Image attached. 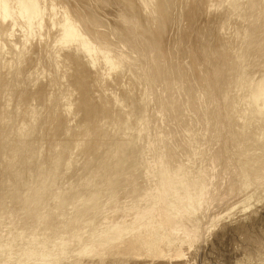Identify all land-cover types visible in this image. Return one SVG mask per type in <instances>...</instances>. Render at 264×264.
I'll return each instance as SVG.
<instances>
[{
	"label": "bare ground",
	"instance_id": "1",
	"mask_svg": "<svg viewBox=\"0 0 264 264\" xmlns=\"http://www.w3.org/2000/svg\"><path fill=\"white\" fill-rule=\"evenodd\" d=\"M16 1L21 19H15L17 12L11 5L13 0H0V17H8L10 20L7 22L11 21L13 25L20 23L23 30L21 33L28 29V36L23 33L25 37H21L22 45H28L38 54V58L32 60L33 64L46 63L50 70L48 69L45 78L35 83L33 81L34 87H25L31 91L29 95L44 93L45 103L40 104L44 109H38L35 105L30 110L22 109L12 101L19 87L17 84H28L25 79L19 77L20 71L28 74L20 62L24 50H20L19 54L16 52L19 59L17 58L15 63V60L12 61L11 71L9 69V72L5 71L3 74L0 72V86L6 89L0 91V97L3 99L0 104V128L3 129L0 130L3 132H0V154L6 157L7 164L10 162V156L16 154V161L12 165L20 168V172L21 168H25L22 171L26 173L23 180L18 179V185L23 188L20 186L21 190L17 194L10 193V204L9 201L7 203L0 200V212H10L12 215L8 220L10 222L5 224L4 216L0 214V264H187L188 259L185 257L201 242L202 228L208 233L221 221H229L235 216L242 218L248 213L247 209L255 205L254 197L258 196L260 201L264 200V0H200L199 4L194 0L202 17L197 11H191L189 19L200 15L201 21L204 20L203 23L199 21L202 25L198 23L199 25L195 26L197 33H216V24L221 26L219 33H225L230 25L231 29L232 26H238L234 28V37L229 39V43L234 42L235 46L234 49L232 46L230 48L232 58L226 61L229 63L228 67L226 69L223 66L221 73L213 67H207L202 60L194 58L191 48L189 49L190 45L184 42L187 37L192 39L193 36H190L192 31L190 33V28L184 23L187 19L181 16H184L183 11L189 9L193 0H166L160 7H157L159 3H156V0H117L119 5L115 2L116 8L109 3L110 0H75L74 3L78 5L76 8L79 10L81 7L82 13L83 10L86 13L92 11L94 6L96 10L103 9L102 16L96 14L97 12L92 14L93 17L95 14L96 19L92 18L96 21H92L93 24H98L97 27L102 30L105 29L100 35L108 41H102L103 43L93 38L96 36L87 37L84 24L82 26L81 22L79 24V21H73L72 14L70 16L67 12L68 3L72 4V0ZM73 5H70V9H73ZM48 6L54 13L56 9L59 15L57 24L52 25V28L57 27L56 32L51 30L53 35L39 32L43 27L40 28V20L37 18H41ZM193 7H190V10ZM49 10L50 8L47 11ZM187 13L185 12L186 15ZM35 14L38 24L33 26L29 21L31 16L34 19ZM44 15L46 17V14ZM90 19L88 20L91 21ZM5 21L3 22L6 23ZM32 22L35 23L33 20ZM210 22H214L213 27ZM68 28L71 29L66 32ZM62 29L67 33L69 41L64 37L65 32V39L60 38L59 31ZM218 36L223 41L224 37L221 34ZM212 38L215 39L216 36ZM110 39L122 44L119 50L117 43L114 48L113 44L109 46ZM203 40L198 43L209 47L210 42ZM66 41L69 42L67 45ZM2 47L5 49L4 45ZM223 49L226 51V48ZM201 50L202 55L207 56V48ZM50 52L52 54L48 57ZM197 53L200 54L198 51ZM220 53L224 55L223 52ZM209 61L215 64L212 57L207 58V63ZM97 66L101 68L96 69ZM251 66L257 71V77L255 81L252 78L251 82H254L249 83L247 74ZM61 78L64 82H60ZM27 80H30V77ZM213 81L217 83V89L219 84L223 87L222 89L220 86V90H223L219 96L221 98L216 99L223 102L226 121L222 120L223 116L218 119L220 116L218 117L217 111L214 112L215 105L211 99L215 92L219 91ZM108 82L117 83L114 86L116 89H111ZM54 89L63 93L58 100V97H51L53 94L50 93ZM89 97L95 100L92 103L95 108H92L94 116L91 130H88L90 124H79L81 127L74 124L71 133L69 132L74 136H71L73 143L68 140L69 133L67 140L71 143L70 152L87 147L86 143L93 141L96 146L93 155L89 154L92 153L89 144V151L85 148L88 152L84 154V149L81 151L85 160L90 161L87 160L88 163L82 166L79 164L82 159L75 161L77 151L73 154L68 148L62 162L56 160V163L43 164L45 169L43 173L40 172L36 161L42 150L40 144L38 145L41 138L37 131L39 123L42 122L41 117L44 115L42 118L47 120L49 132L57 125V121H54V118L57 120L56 114L58 116L60 113H66L71 117L73 112L79 115L82 113L83 118H86L90 113L84 105L90 103L92 98ZM24 100L22 99L23 102ZM217 102L216 100L215 103ZM242 103H247L246 107H250L247 111L244 110V113V108L242 111L238 109ZM14 106L19 109L15 110ZM83 107L87 109L84 110ZM13 110L16 117L22 119L20 125L12 121L14 118L10 119L14 116L11 113L15 114ZM31 110L32 112L28 113ZM153 110H156V119L152 125L149 114ZM239 112L243 114L242 121L239 117L237 120L233 118L236 116L234 113ZM74 116L78 117L76 114ZM216 121L219 124H216ZM225 124L232 143L229 142L235 146L236 151L233 154H237L238 159H232L234 156L231 155V150L232 157L222 160L225 152L223 151L224 155L221 156V152L218 153L220 150L215 149V144L210 148V139L206 148L203 147L204 150L201 149L202 146L200 149L199 146L193 147L192 143L199 140L196 127L211 133L215 126ZM223 128L220 127L221 131ZM14 131L18 133V140L11 142ZM35 131L37 135L34 134ZM64 131L67 132L65 128ZM4 132L7 134L5 138L2 137ZM62 134L61 137L64 138ZM215 135H219V132ZM221 135L220 132L218 138H221ZM226 135L228 134L223 135L224 138ZM33 137L34 141L38 140L37 143L32 141ZM47 138L50 141L54 139ZM10 142L18 144L16 150H13L15 145L13 147ZM60 142L59 145L55 143L54 147L52 145L55 149L52 154H56L57 149L67 148L69 145L63 139ZM63 144L64 146H61ZM75 146L79 148L75 149ZM66 148L60 151L64 152ZM222 149L224 150L223 147ZM49 152L47 150L46 153ZM57 153L60 154L59 150ZM197 159L199 165L196 163ZM227 161L236 163L232 165L235 167L232 173L231 168L228 170V175L227 169H223L227 164H231ZM73 162H78L82 167L78 170L72 169L73 165H78ZM3 164L1 168L5 166ZM220 165L224 166L221 168L223 170L219 171L217 166L219 169ZM9 169L7 170L10 171ZM12 172L13 170L9 175ZM4 177L7 178H4L5 182H0L8 187L3 188L13 190L18 180L14 175ZM1 186L0 193L3 192ZM18 187L15 188L20 189ZM52 193L54 198L49 200L48 196ZM4 196L6 194H0V199ZM241 197L243 199L240 200ZM18 208L21 210L19 214L16 212ZM14 209H17L15 214ZM233 209L235 212H232ZM222 213L224 215H221Z\"/></svg>",
	"mask_w": 264,
	"mask_h": 264
},
{
	"label": "rangeland",
	"instance_id": "2",
	"mask_svg": "<svg viewBox=\"0 0 264 264\" xmlns=\"http://www.w3.org/2000/svg\"><path fill=\"white\" fill-rule=\"evenodd\" d=\"M60 2L61 1H64L65 2V0H59ZM68 0H66V2H67ZM73 1V2H72ZM69 0L68 2H72V4H74L73 6H71L73 9H70V5H72V4H70V3H68V5L66 4V6H68L69 8H67V12H69V15L71 16V14H72V19H74L73 21H79L78 23L80 24V22H81V25L83 26V24H84V29H85V32H86V36L88 37V35H89V37H93V36H98V38H96V37H93V38H95V40L96 39H98V40H100V42L101 43H103L104 41L105 42H107L108 40H107V38H104L102 35H100V33H102V32H104L105 31V29L103 28V30L100 28V27H97V25L98 24H95L96 23V21H93V19H95L94 17H95V14H94V17H93V12L94 13H96V14H98V15H100V16H102V13H103V9L102 8H99L98 10H96L95 9V7L96 6H94V8H92V11H90V12H92L91 13V15H88V16H90L89 18H87L88 16H86L88 13H90V12H84V10H83V13H82V11H80L81 10V7H79V10H78V8H76V7H78V5L76 4V3H74V2H76L75 0ZM107 1V0H106ZM119 1V0H118ZM157 2L156 3H159V4H157V7H160V4H164V2L166 1V0H156ZM161 3H160V2ZM115 2H117V0H110L109 1V3L111 4V5H113V6H115ZM167 2V1H166ZM165 2V3H166ZM196 2L199 4L200 3V0H196ZM196 2L193 0L190 4H189V6L190 7H195V9H193V8H191V10H190V7L188 6V4H187V8L189 7V9H187L186 11H183V15L184 16H181V18L183 17H185L187 20H186V22L184 21V23H186V25H188V29H189V31H190V33H191V31H192V33H191V37L193 36V37H196V38H193L192 37V39H190V37H187L186 39H185V43L189 46V49L191 48V52H193V54H194V58H197V59H199V60H202L203 61V63L205 62V65H207V67H213L214 69H216V70H218V73H221V69L223 68V66H224V68H226V67H228V62H226L229 58H232V49H230L231 48V46H232V48L234 47L235 48V46H233L234 45V42L232 43V44H230L229 42H231L229 39L230 38H232V36L234 37V35H235V33L233 34V32H235L236 30V28L238 27H233L232 26V29H231V25L229 26L230 27V29H229V27H228V30L226 29V34L225 33H219V31H221L220 30V28H221V26L219 27V25H215V30H216V33L213 31H211L210 32V34H202L201 35V33L199 34V32L197 33L196 31H195V26H197V25H199V24H201V23H203L204 22V20H202L201 21V17H202V15H201V12L200 11H198L199 9L197 8V6H198V4H196ZM63 3V2H62ZM78 3V2H77ZM109 3H108V5H109ZM17 4V1L15 2V0H13V2L11 3V5H12V8L13 9H15V11L17 12V16L15 15V19H18V18H20L21 19V16L19 17V9H17L18 8V6L16 5ZM64 4V3H63ZM79 4V3H78ZM15 5V6H14ZM117 6L119 5L118 4V2H117V4H116ZM159 5V6H158ZM166 5V4H165ZM193 5V6H192ZM167 6V5H166ZM15 7V8H14ZM50 8V10H51V7H49L48 6V9ZM115 8H116V6H115ZM114 8V9H115ZM185 8L186 7H184L183 9L185 10ZM46 9H47V7H46ZM47 9V10H48ZM77 9V10H76ZM93 9H94V11H93ZM45 11L44 12V14H46V17L49 19L48 21H47V18L45 17V15L43 14L42 16H41V18H37V20H40L39 22H40V24H41V27L40 28H42L41 30L39 29V32L42 34V32H43V34L45 33V32H47L48 34H52L53 35V33H54V30H55V32H56V29H57V27L55 26V28H52V25H53V23H54V25H56L57 24V21L56 20H59V15L57 14V11H56V9H54L55 10V13L53 12V10H49V12L48 11ZM14 11V12H15ZM72 11V12H71ZM74 11V12H73ZM75 11H76V13H75ZM191 11H193V12H195V11H197L196 13L197 14H199L200 13V15H201V17H200V15H197V16H195L193 19H189L190 17H189V15H190V13H191ZM15 12V13H16ZM46 12H48V14L46 13ZM55 14L54 16L56 17V18H54V16H52L53 14ZM81 12V13H80ZM100 12V13H99ZM185 12H188L187 13V15L185 14ZM106 13V12H105ZM33 14H34V12H33ZM85 16H83V15ZM182 13H180V15H181ZM48 15V16H47ZM58 15V16H57ZM35 16H36V14L34 15V19H32L33 17L31 16V20L29 21L30 22V24H33V26H36L37 24H38V21H36L35 19ZM76 16V18H74ZM78 16V17H77ZM83 16V17H82ZM3 17V16H2ZM2 17H0V30L2 31V33H1V31H0V35L2 34V36H0V45H4V48L5 49H3V47L2 46H0V72L3 74L5 71L6 72H9V69H10V71H11V69L13 68V63H12V61L13 60H15V61H13L14 63L19 59L18 58V56L19 55H17L16 54V52L19 54L20 53V50H24V54H23V57H20L21 59H20V62H21V65L24 67V69L27 71V75L23 72V71H20V74H19V77L21 76L23 79H25L26 80V82H28V84L27 85H25V86H23L22 84H17V86L19 85V87H21L20 89H19V87L17 88V91L14 93V91H15V89L13 88V90H12V93H14V94H16V96L15 97H13L14 98V100H12V101H14L13 103L15 104L16 103V106H21V108L22 109H26V110H30L32 107H34L35 105V107L36 108H42L43 106H41L40 104H42V105H44V93L43 92H40V94H37L36 96L34 95H29V89H26L25 87H28V86H30V89L32 88V87H34V84H33V81H34V83H35V81L37 82V81H39L40 79H42V78H45V76L47 75V72L50 70L49 69V66H48V64H46V63H40V64H33V62H32V60H34V59H36V58H38L37 56H38V54H35L36 53V51L35 50H32L28 45H22V42H21V40L25 37L24 36V34L26 35V36H28V34H27V30L25 31V32H22L21 33V31H23L22 30V28H20V23H14V25H13V23H11V21L10 22H7V21H9L10 19H8V17H6V18H2ZM16 17H18V18H16ZM52 17L54 18V19H52ZM84 18V20H82ZM91 18V19H90ZM93 18V19H92ZM7 19V20H6ZM20 19H18V20H20ZM77 19H79V20H77ZM88 20V19H90L91 21H86V20ZM189 19V20H188ZM199 19V20H198ZM6 20V21H5ZM32 20L33 21H35V23H33L32 22ZM44 20V21H43ZM46 20V21H45ZM50 20H52V22L50 21ZM54 20H55V22H54ZM96 20V19H95ZM197 22H196V21ZM3 21H5L6 23H4ZM49 21L51 22L50 24H49ZM85 21V22H84ZM95 22L94 24H93V22ZM189 23H188V22ZM190 21H192V23H190ZM201 23H200V22ZM32 22V23H31ZM37 22V23H36ZM46 22V24H43V23H45ZM88 23L87 25L85 24V23ZM91 22V23H90ZM194 22H195V24H194ZM206 22H209V21H206ZM221 22H223V20L221 19ZM56 23V24H55ZM188 23V24H187ZM199 23V24H198ZM6 24V25H5ZM8 24V25H7ZM11 24V25H10ZM36 24V25H35ZM49 26H48V25ZM67 24V23H66ZM89 24H91V25H89ZM92 24L93 25H95V27L94 26H92ZM9 25H10V27H9ZM46 25H47V27H49V28H47L46 27ZM53 25V26H54ZM68 25H70V24H68ZM89 25V26H88ZM202 25V24H201ZM210 25H211V27H213V25H214V22H210ZM6 26V27H5ZM17 26H19V28L21 29H19V28H17ZM45 26V27H44ZM218 26V27H217ZM14 28V29H12V28ZM16 27V28H15ZM89 27V28H88ZM97 27V28H96ZM3 28V29H2ZM9 28V29H8ZM27 28V27H26ZM45 28V29H44ZM51 28V29H50ZM89 29V31H87L88 29ZM92 28H94V29H92ZM235 28V29H234ZM8 29V31H6ZM50 29V30H49ZM53 29V30H52ZM71 28H68V29H66V32L68 31V30H70ZM95 29H97V30H95ZM219 29V30H218ZM4 30V31H3ZM10 30V31H9ZM53 31V33H52V31ZM94 30V31H93ZM99 30V31H98ZM50 31V32H49ZM95 31H96V33L98 34H96L95 33ZM102 31V32H101ZM6 32V33H5ZM12 34L13 33V35H9L10 33ZM64 29H62V30H60L59 31V36H60V38L62 39H65L64 37H66V38H68V35H67V33L65 32V35H64ZM88 32V33H87ZM96 34H94V33ZM8 33V35H6ZM24 33V34H23ZM39 33V34H40ZM47 33H45V34H47ZM214 33V34H213ZM232 33V34H231ZM5 34V35H4ZM23 34V35H22ZM92 36H91V35ZM94 34V35H93ZM197 34V35H196ZM219 34H221L224 38H223V41L221 40L222 38L221 37H219L218 35ZM63 35H64V37H63ZM204 35H205V37H204ZM208 35V36H207ZM210 35V36H209ZM230 35V36H229ZM8 37V38H6V37ZM214 36H216V38L215 39H213L212 37H214ZM11 37V38H10ZM19 37H20V40H19ZM21 37H22V39H21ZM102 37V38H101ZM201 39V40H198L199 38ZM207 37V38H206ZM209 37V38H208ZM217 37H218V39H217ZM227 37H228V39H227ZM5 39H9L8 41L10 42V39H11V42L10 43H12V45L9 43V42H7V40H5ZM60 39V40H61ZM103 39V40H102ZM197 39V40H196ZM203 39H205L206 41H208V42H210V46L208 47V46H206V44H200L201 42H202V40ZM2 40V41H1ZM16 40H17V42H16ZM18 40H19V42H18ZM71 40V39H70ZM111 40V41H110ZM109 40V42H112L111 44L108 42V44H109V46H111L112 44V47L116 44V46H118L117 47V50H119L120 48H119V46L121 47L122 46V44L120 45V43L119 42H117L116 40L114 41V39H110ZM218 40V41H217ZM227 40H228V42H227ZM68 41H69V38H68ZM103 41V42H102ZM187 41V42H186ZM197 41V42H196ZM200 41V43H198ZM204 41V40H203ZM225 41H226V43H225ZM99 42V41H98ZM113 42H115V43H113ZM168 42V41H167ZM9 43V44H8ZM66 44L65 45H67V43H69V42H65ZM211 43H212V45H211ZM230 44V46H229V44ZM16 44H18V45H16ZM20 44V45H19ZM107 44V43H106ZM107 44V45H108ZM119 44V45H118ZM223 44L225 45V46H223ZM229 46H227V45ZM8 45H11V47L10 46H8ZM13 45H15V47L13 46ZM6 46V47H5ZM20 46V47H19ZM116 46H114V47H116ZM203 46V47H202ZM227 46V47H226ZM2 47V48H1ZM10 47V48H9ZM16 47H19V48H22V49H19V48H16ZM111 47V48H112ZM113 47V48H114ZM16 48V49H15ZM201 48L202 49H204V48H207V56L206 55H202V50H201ZM223 48H226V51H225V49H223ZM233 48V49H234ZM5 51H3V50ZM16 51H15V50ZM19 49V50H18ZM200 49V50H199ZM228 49V50H227ZM18 50V51H17ZM26 50V51H25ZM54 50V49H53ZM236 50V49H235ZM7 51V52H6ZM13 51V52H12ZM197 51L200 53V54H198L197 53ZM220 51L221 52H223L224 53V55H221V53H220ZM4 52V53H3ZM54 52V51H53ZM1 53H2V55H1ZM7 53V54H6ZM32 53V54H31ZM229 53H230V55H229ZM14 54H16V55H14ZM34 54H35V56L36 57H34ZM52 54V52H50V53H48L47 54V56L49 57L50 55ZM8 55V56H7ZM211 55V56H210ZM219 55V56H218ZM17 56V57H16ZM21 56H22V54H21ZM133 56V55H132ZM12 57V58H11ZM210 57H212L213 59H214V62H215V64L214 63H212L211 61H209L208 63H207V58H210ZM220 57V58H219ZM18 58V59H17ZM3 59V60H2ZM9 59V60H8ZM99 59H97V61H98ZM100 62V61H99ZM9 63H12V64H9ZM24 63V64H23ZM138 63H140V62H138ZM207 63V64H206ZM7 64H9V65H7ZM213 64V65H212ZM12 65V66H11ZM44 65H45V67H44ZM101 65V64H100ZM103 65V64H102ZM209 65V66H208ZM251 65H253V63L251 64ZM216 66H218L217 68H215ZM7 67V68H6ZM48 67V68H47ZM111 67H113V66H111ZM3 68V69H2ZM7 70H6V69ZM33 68V69H32ZM96 69H100L101 67L100 66H97V67H95ZM108 68V67H107ZM212 68V69H213ZM250 68V71L248 72V74L247 75H249L248 77L249 78H251V79H249V78H247V80H248V82L249 83H252V82H254L255 80H256V77H257V71H255L254 69L255 68H253V66H251V67H249ZM47 69V70H46ZM49 69V70H48ZM220 69V70H219ZM227 69V68H226ZM34 70V71H33ZM29 71V72H28ZM251 73V74H250ZM45 74V75H44ZM24 75V76H23ZM221 75V74H220ZM253 75V76H252ZM0 76H1V74H0ZM30 77V80H27L28 78ZM37 77H38V79H37ZM27 78V79H26ZM254 79V81H252L251 82V80H253ZM36 79V80H35ZM29 81H32V82H29ZM60 82H64V80L61 78L60 79ZM214 83V86L215 85H217V83H215V81H213ZM68 83H70V82H68ZM33 86H32V85ZM72 83H70V85H71ZM108 84L110 85V88L111 89H114L115 87V85L117 84V83H112V82H108ZM219 84V83H218ZM70 85H68V86H70ZM121 86H122V84H120ZM220 86H221V84H219ZM59 85H57V87H58ZM218 86V85H217ZM217 86H215V88L217 87ZM220 86L218 87V89H217V91H219L218 93H216L215 92V95H213V97H212V102H213V104L215 105L214 106V112H216L217 113V115H218V119H222L223 117H224V119H222L223 121H226V117H225V115L223 114L224 113V110H225V108H224V110H223V102L221 103V99H216V97H219L220 96V94H222L223 93V90L221 91L220 90ZM224 86V85H223ZM60 87V86H59ZM58 87V88H59ZM149 87V86H148ZM222 87V86H221ZM0 88H1V90L0 91H2V89L3 90H6V89H4V87H1L0 86ZM23 88H25V89H23ZM61 89H63L62 87H60ZM21 89H22V91H21ZM116 89V88H115ZM215 89V90H216ZM222 89H223V87H222ZM25 90V91H24ZM27 90H28V92H27ZM18 92H20L19 93V96H18ZM26 92V93H25ZM31 92V91H30ZM52 93H50L52 96V99L53 98H57L56 100H58L59 98H61L62 96V91H60V90H52L51 91ZM222 92V93H221ZM24 93V94H23ZM28 93V95L30 96V98H29V96L28 95H26ZM55 93V94H54ZM56 93H57V95H56ZM21 94V95H20ZM41 94H43V95H41ZM217 94V95H216ZM219 94V95H218ZM18 96V97H17ZM21 96L23 97V98H21ZM25 96H26V98H27V100H26V98H25ZM28 96V97H27ZM60 96V97H59ZM20 97V98H19ZM32 97V98H31ZM18 100H20V101H18ZM29 98V99H28ZM90 99L92 98V97H89ZM219 98H221V97H219ZM22 99H25L24 100V102L22 101ZM84 99V98H83ZM2 100L3 99H1V97H0V104H1V102H2ZM16 100V101H15ZM36 100V101H35ZM216 100L218 101L217 103H215L216 102ZM26 101V102H25ZM92 101V102H91ZM220 101V102H219ZM63 102H64V100H63ZM90 103H87V104H85L84 106L85 107H87V108H85V107H83L84 108V110H86L87 112H89L90 113V115L89 116H85L86 118H83L84 117V114H82V113H80V115H79V113L77 114V113H74L73 112V114L75 115H78V117L77 116H71L72 117V119H70L71 117L70 116H67L66 115V113L64 114V113H60L59 115H60V117H59V115L58 116H56L55 115V117H56V119L57 120H55V118H54V121H57V125L59 126H57L56 124V126L55 125H52V127L53 126H55L54 127V129H52V133L51 132H49L50 131V129L47 127V126H49V124H48V122H47V120L45 119H43L44 118V115L41 117V121L42 122H40L39 123V125L40 126H38L39 128H37V131H38V135L40 136V140L38 141L37 139L34 141V137L37 135V132L36 133H34V134H36V135H34V137H33V142L34 143H37V141H38V145L40 146V148L42 149V150H40V155L38 154V158H37V161L36 162H38V165H37V163H34L35 165H37V168H38V166H39V170H40V172H42L43 171V169H45V168H43L44 166H43V164L45 165V164H47V163H50V162H54V163H56V162H59V161H63L64 160V158L63 157H65L64 155H65V151H67L68 152V148H69V152H70V145H71V143H73L72 141H71V138L72 137H74L72 134L70 135V131H72V126L75 124L77 127H81V125L82 124H84V126H88L89 124V126H88V130L90 129L91 130V123H92V120H93V117L92 116H94V114L92 115V113H93V109L95 108V106H93L92 105V103L93 102H95V100H94V98H92L90 101H89ZM17 103H19V104H17ZM21 103V104H20ZM87 105V106H86ZM89 105V106H88ZM90 105H92L91 107H90ZM216 105H217V108H216ZM220 105H221V107H220ZM243 105V107L241 108V106ZM242 105L240 106V107H238V109L239 110H241L242 111V109H243V113H244V110H248V109H250V107H246V105H247V103H242ZM9 106H12V105H9ZM16 106H14L15 107V110H18L19 108L18 107H16ZM19 106V107H20ZM38 106V107H37ZM40 106V107H39ZM13 107V108H14ZM93 108V109H92ZM222 108V109H221ZM42 109H44V107L42 108ZM217 109V110H216ZM220 109V110H219ZM15 110H13L14 112L13 113H15ZM223 110V111H222ZM12 111V110H11ZM10 111V112H11ZM220 111V112H219ZM32 112V110L31 111H29L28 113H31ZM155 112V113H154ZM220 113V115H219V113ZM222 112V113H221ZM236 112H238V111H236ZM28 113H26V114H28ZM152 113H154L153 115H150V114H152ZM150 114H149V116H150V124H152L153 125V123H155V117H156V110L154 111H152V112H150ZM238 114H240L239 116H237ZM1 115V114H0ZM11 115H14V116H12V117H10V119L11 118H14V120L12 119V121H16L17 123H16V125L18 124V125H20L21 124V122H22V119L21 118H17L16 117V113L15 114H12L11 113ZM64 117V115H65V117L67 118V119H65V117L63 118L62 116ZM234 115H236V116H234L233 118L235 119V120H237V118L238 119H240V121H242V120H244V118L242 119V117H243V114L242 113H234ZM223 116V117H222ZM69 117V118H68ZM91 118V120H88V119H90ZM236 117V118H235ZM15 118H16V120H15ZM80 118V119H79ZM82 118V119H81ZM154 118V119H153ZM44 121H43V120ZM60 119H62V120H60ZM242 119V120H241ZM19 120V121H18ZM59 120V121H58ZM66 120V121H65ZM68 120H69V123H71V121H72V125L71 124H69L68 123ZM71 120V121H70ZM75 120H77V121H75ZM81 120H85L84 122L83 121H81ZM222 120H221V122H222ZM5 121H6V119H5ZM60 121H62L61 122V124H60ZM81 121V122H80ZM89 121V122H88ZM152 121H154V122H152ZM208 121V119H206V122ZM59 122V123H58ZM74 122V123H73ZM78 122V123H77ZM220 122V123H221ZM239 122V121H238ZM20 123V124H19ZM43 123V124H42ZM44 123H46L47 125H45ZM66 125V127L64 126V125ZM67 124H69L70 125V128H69V125H67ZM79 124H81L80 126H79ZM216 124H219L217 121H216ZM43 125H45V126H43ZM63 125V127H61ZM74 125V126H75ZM41 126H42V128H41ZM83 126V125H82ZM219 125H217V126H215V128L217 127V129H215L214 128V131H211V133L209 132V133H207L204 129L202 130V128H199V126L198 127H196L195 129L197 130V139H199V140H195L193 143H192V145H193V147L195 146V147H198V149H200V146H202L201 147V149H203V147H204V149L206 148V143L208 144V141H209V139H210V141H209V144H211L210 145V148L212 147V144H215L216 145V147H215V149H217V150H220V151H218V153H220L221 154V156H223L224 155V152H225V155L223 156V159L222 160H226V158L225 157H232L231 155H233L234 157L232 158L233 160H235L236 158L238 159V157H237V154H233V153H235V146H234V144H231L232 142H231V140H230V138H229V132H227L228 131V129L226 128L227 127V125L225 124V125H221V126H219ZM14 127H15V125H14ZM43 127H44V129H43ZM67 127H68V129H67ZM220 127H224L223 129L224 130H222L221 131V129H220ZM48 128V129H47ZM56 128V129H55ZM59 128V129H58ZM61 128V129H60ZM64 128H65V130H67V132L66 131H64ZM219 129H220V131H219ZM0 130H3L2 128H0ZM41 130H43L42 132H41ZM47 130H49V131H47ZM61 130H62V133H61ZM217 130V131H216ZM56 131V132H55ZM224 131H225V133H224ZM2 134H3V132L2 131H0ZM40 132V133H39ZM48 132V134H45V133H47ZM55 132V133H54ZM63 135V137L64 138H66V140L64 139V138H62L61 137V134ZM66 132V133H65ZM70 132V133H69ZM204 132V133H203ZM206 132V133H205ZM218 133L219 132V135H215L216 133ZM220 132L222 133V135H221V138L219 137L218 138V136H220ZM227 132V133H226ZM57 133V134H56ZM68 133H69V135H68ZM152 134H153V132H151ZM201 133H203V134H201ZM17 132L16 131H14V133L12 134V136L13 137H11V138H13V140H11V142H13V141H17L18 139L16 138L17 137ZM45 134V135H44ZM49 134H50V136H51V134H52V136L50 137L49 136ZM57 136H59V137H57ZM59 134V135H58ZM66 134V135H65ZM204 134H205V136H204ZM206 134H207V137H206ZM225 134H228V135H226V137L224 138V136H225ZM5 135V136H4ZM4 135L2 136V137H7V134H5V132H4ZM48 135V136H47ZM212 135V136H211ZM224 135V136H223ZM1 136V135H0ZM24 136V135H23ZM69 136V137H68ZM72 136V137H71ZM209 136V137H208ZM223 136V137H222ZM228 136V137H227ZM47 137H49L50 139L51 138H53L54 137V139H51V141L47 138ZM57 137V138H56ZM63 139V141H67L68 142V140H69V142L71 141V143H69V145H68V147L66 148V147H62V148H66V150L64 149V152H61L60 150H62L63 151V149L62 148H59V149H57V152H58V150H59V152H60V154L59 153H57L56 152V154H52L53 153V151H55V149L53 148L54 147V144L55 143H57L56 141H62V139ZM69 139H68V138ZM202 137V138H201ZM206 137V138H205ZM212 137V138H211ZM214 137V138H213ZM217 137V138H216ZM4 138H2V140L4 139ZM16 138V139H15ZM44 138H45V140H44ZM229 138V139H228ZM57 139V140H56ZM60 139V140H59ZM68 139V140H67ZM92 139V138H91ZM204 139V140H203ZM213 139V140H212ZM221 139V140H220ZM225 139V140H224ZM7 140V139H6ZM54 140H55V142H54ZM228 140V141H227ZM47 141V142H46ZM215 141V142H214ZM217 141H219L218 143H219V145H217ZM223 141V142H222ZM225 141V142H224ZM227 141V142H226ZM231 143H230V142ZM10 142V145H12L13 143H11ZM19 142V141H18ZM33 142L31 143V144H33ZM41 142V143H40ZM42 142H43V144H42ZM48 142H49V144H48ZM58 142V143H59ZM214 142V143H213ZM57 143V145H59ZM60 143H63V142H60ZM92 143V144H91ZM91 143H89V142H87L86 143V145H87V147H84V148H80V149H78L79 147L78 146H75V149H78V150H76V151H72V152H70V153H73V152H76V154L75 153H73V154H75L77 157H75V161H79L78 159H82L81 160V162H79V164L81 163V165L83 166V164L85 165V164H87L90 160H88V162H86L87 160H85V157H83V155L86 153V149L85 148H87L88 149V151H89V148L90 147H92L91 149L93 150H91L90 149V152H92V153H89V154H94V150L96 149L95 147L96 146H94L95 145V143H93V141L91 142ZM198 143L200 144V145H198ZM221 143H222V145H221ZM225 145H224V144ZM227 143V144H226ZM228 143H229V145H228ZM45 144V145H44ZM48 144V145H47ZM88 144H89V146H88ZM202 144V145H201ZM14 145H15V143L13 144V147H14ZM50 145V146H49ZM52 145H53V147H52ZM197 145V146H196ZM230 145H231V147H230ZM18 146V144H16L15 145V147H14V149L13 150H16V147ZM43 146V147H42ZM47 146H49V147H47ZM61 146H64V144L63 145H61ZM60 146V147H61ZM66 146V145H65ZM94 146V147H93ZM233 146V147H232ZM219 147H221V149L219 148ZM222 147L224 148V150L222 149ZM50 148H53V150H51ZM55 148H56V146H55ZM229 148H231L230 149V151H228L227 149ZM233 148H234V150H233ZM51 151H50V150ZM84 149V150H83ZM203 149V150H204ZM47 150H48V154L46 153L47 152ZM83 150V151H82ZM227 150V151H226ZM233 152H232V151ZM41 151H43V153L41 152ZM81 151H82V153H84V154H82L81 153ZM87 151V152H88ZM224 151V152H223ZM227 152V153H226ZM231 152H232V154H231ZM50 153H51V155H50ZM55 153V152H54ZM64 153V154H63ZM58 154V155H57ZM78 154H80V155H78ZM226 154H228V155H226ZM231 154V155H230ZM47 155V156H46ZM55 155H56V158H54L55 157ZM230 155V156H229ZM0 156H1V158L2 157H4V158H0V175H1V173H2V176H0V178H2V179H0V180H2L3 182H5V179L4 178H6V177H4V176H15V178L18 180H23V178H24V176H26V173L25 172H23L22 170H24L25 168H21V172H20V168H15V164H14V166L12 165L13 164V162H15L16 160V154H13V155H11L10 156V159H9V164H11V166H13V167H11L9 164H7L6 163V157L3 155L2 156V154H0ZM53 158H52V157ZM58 156V157H57ZM74 156V155H73ZM85 156V155H84ZM15 157V158H14ZM42 158V160H39V159H41ZM50 157V158H49ZM62 157V158H61ZM51 158H52V160H51ZM61 158V159H60ZM235 158V159H234ZM12 159V160H11ZM13 159H14V161H13ZM63 159V160H62ZM232 159L230 158L229 160H231L232 161ZM51 160V161H50ZM57 160V161H56ZM59 160V161H58ZM71 161H72V159H70ZM84 160H85V162H84ZM92 160V159H91ZM5 161V163L3 164V162ZM40 161L41 162H43V163H40ZM56 161V162H55ZM230 161V162H231ZM198 162V163H197ZM228 163H230L229 161H227ZM76 164H78V162H75ZM74 162H73V164H75ZM196 163H197V165H199V160L197 159V161H196ZM1 164H3V165H5L4 167H2V168H4L3 170H2V168H1ZM6 164H7V166H6ZM73 165V167H72V169L74 168V170H78L79 168H80V166L81 165ZM40 165H41V167H40ZM233 165H236V163H234V162H231V164H229V166H228V164H227V167H223L224 165H220V168L218 169V167L219 166H217V170H223L224 168H226L227 169V175H228V170L231 168V173L233 172V170H234V168L235 167H231V166ZM43 166V167H42ZM50 166V165H49ZM78 166V167H77ZM81 166V167H82ZM9 167H11L10 169H9ZM18 167V166H17ZM34 167V166H33ZM32 167V168H33ZM223 167V169H221ZM76 168V169H75ZM233 168V169H232ZM7 169H9L10 171H8ZM18 169H19V171H18ZM13 170V172L11 173V175H9L10 174V172ZM3 171V172H2ZM4 171H5V173H4ZM18 173H17V172ZM8 172V173H7ZM20 172V173H19ZM24 174H23V173ZM3 173H4V176H3ZM16 173H17V176H16ZM22 173V174H21ZM43 173V172H42ZM7 174V175H6ZM18 174L20 175V176H18ZM24 175V176H23ZM23 176V177H22ZM19 177V178H18ZM22 179H21V178ZM4 179V180H3ZM7 179V178H6ZM18 180V182H17V184H15V186H14V188H13V190L12 189H10V190H5L4 188H6V187H8V185H6V186H4L3 185V183H2V181L0 182V186L1 185H3V186H1V189H2V191L3 192H1L0 194H2V193H4V194H6V196H4L2 199H0V200H4V202H7L8 203V201L10 200V193H11V195H12V193H14V192H16L15 194H17L18 192H19V190H21V187L18 185L19 184V181ZM17 185V186H16ZM19 186V187H18ZM15 187H18V188H20V189H16ZM23 188V187H22ZM5 191H7V193L5 192ZM11 191V192H10ZM8 193H9V195H8ZM49 200H51L52 198H54V193H52V195L50 194L49 196ZM35 198V197H34ZM241 199H243V197H241L240 198V200ZM7 200V201H6ZM36 200V199H35ZM11 201V200H10ZM10 201H9V203L8 204H10ZM254 201L256 202L255 203V205L253 206V207H251V208H248L247 209V214L245 215V216H242V218H238L237 216H235V217H232L229 221H227V220H225V221H221V222H219L217 225H216V227H214L211 231H209L208 233H205L204 231V228H202L201 229V242L192 250V251H190V255H187L185 258L186 259H188L186 262H187V264H264V200L263 201H260V199H258V196H256V197H254ZM39 203V201L37 202V204ZM260 203V204H259ZM41 204V203H40ZM259 204V205H258ZM261 206V207H260ZM260 207V208H259ZM253 208V209H252ZM222 209V208H221ZM17 210V209H16ZM15 209H14V214L17 212V214H19L20 213V211H19V208H18V210L16 211ZM252 210V211H251ZM259 210V211H258ZM263 210V211H262ZM16 211V212H15ZM19 211V212H18ZM5 211H2V212H0V214H3V216H4V222H5V224H8L10 221H8L9 219H10V217H12V215H10L11 213L9 212V214L7 213V212H5ZM218 212H222V210H218ZM232 212H235V209H233L232 210ZM250 212V213H249ZM5 214V215H4ZM6 214H8V215H6ZM16 214V215H17ZM221 215H224V213H222ZM250 216V217H249ZM9 217V218H8ZM8 218V219H7ZM234 218V219H233ZM236 218V219H235ZM244 221V222H243ZM4 224V225H5ZM229 225V226H228ZM6 226V225H5ZM216 228V229H215ZM211 232V233H210ZM214 233V234H213ZM207 235V237H206V235ZM211 234V235H210ZM204 235V236H203ZM210 236V237H209ZM207 238V239H206ZM206 241H207V243H206ZM199 246V247H198ZM198 247V248H197ZM197 250V251H196ZM199 250V251H198ZM263 250V251H262Z\"/></svg>",
	"mask_w": 264,
	"mask_h": 264
}]
</instances>
